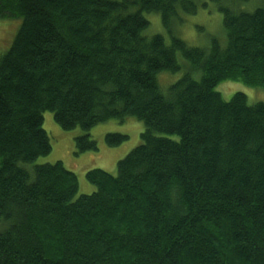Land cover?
<instances>
[{
	"label": "trees",
	"instance_id": "16d2710c",
	"mask_svg": "<svg viewBox=\"0 0 264 264\" xmlns=\"http://www.w3.org/2000/svg\"><path fill=\"white\" fill-rule=\"evenodd\" d=\"M211 1L227 41L206 49L176 34L200 0H0V21H20L0 58V264H264V103L216 91L264 89V0ZM150 14L170 43L145 34ZM179 55L187 70L163 90ZM47 112L86 133L77 155L110 121L143 123L142 143L77 198L62 162L36 164L52 151Z\"/></svg>",
	"mask_w": 264,
	"mask_h": 264
},
{
	"label": "rangeland",
	"instance_id": "374dc122",
	"mask_svg": "<svg viewBox=\"0 0 264 264\" xmlns=\"http://www.w3.org/2000/svg\"><path fill=\"white\" fill-rule=\"evenodd\" d=\"M232 0H227L230 3ZM201 7L196 15L182 16L183 22L176 25V34L189 47L209 48L211 40L217 38L222 45H226V34L223 28V14L218 11V5L211 0H200ZM256 6V5H255ZM251 5L245 8L252 10ZM150 27L145 34L147 36L163 35L168 43L170 37L161 24V17L158 14L146 15ZM20 21H0V58L12 46L16 37ZM179 61L183 69L178 73L163 72L158 75V81L163 90L178 82L185 74L188 63L179 55ZM197 79L200 76L196 75ZM225 101H230L237 93L247 96L249 104L264 103V89L252 88L240 82L226 81L221 83L217 89ZM43 128L48 133L52 151L46 157H41L36 164H55L62 162L67 170L77 176L79 192L77 198L82 195H91L96 187L87 179L88 172L92 170H103L112 175L117 174V164L141 143V134L144 132V124L135 118H128L124 122L110 121L92 129L89 134L98 144L97 152H86L77 155L75 139L86 134L81 128L72 131L63 130L54 120V115L47 112L44 115ZM122 134L129 137L119 147H110L106 143L107 134Z\"/></svg>",
	"mask_w": 264,
	"mask_h": 264
}]
</instances>
